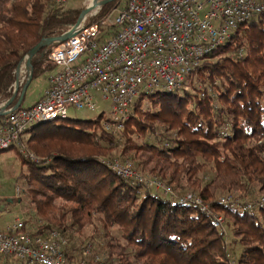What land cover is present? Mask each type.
Segmentation results:
<instances>
[{
  "label": "trees",
  "instance_id": "obj_1",
  "mask_svg": "<svg viewBox=\"0 0 264 264\" xmlns=\"http://www.w3.org/2000/svg\"><path fill=\"white\" fill-rule=\"evenodd\" d=\"M115 5H105L89 24ZM81 11L50 0H0V105L11 99L15 71L28 53L43 39L60 37ZM50 48L31 58V82L52 69L45 66ZM196 76V84L188 77L180 89L146 97V110L136 101L117 136L102 129V115L39 133L30 134L46 124L29 129L21 143L39 163L15 152L27 170L20 177L37 224L32 235L58 231L69 262V237L91 227L109 239L105 261L91 264H264V17L237 27ZM114 160L130 161L178 196L195 194L213 215L118 177L104 164ZM221 195H250L254 203L224 205ZM214 216L224 223L217 226Z\"/></svg>",
  "mask_w": 264,
  "mask_h": 264
},
{
  "label": "built area",
  "instance_id": "obj_2",
  "mask_svg": "<svg viewBox=\"0 0 264 264\" xmlns=\"http://www.w3.org/2000/svg\"><path fill=\"white\" fill-rule=\"evenodd\" d=\"M67 1L50 3L59 7ZM104 1L117 5L89 24L107 5ZM121 1L90 0L86 8L91 12L66 27L61 36H71L53 44L47 55L45 66L56 73L47 77L48 86L40 100L28 108L6 109L0 116V153L18 148L26 160L39 163L21 143L29 129L68 120L71 109L99 110L103 117V104L109 112L102 129L112 136L119 135L132 117L136 101L141 99L144 105L146 97L155 92L180 89L188 77L196 84L200 65L230 40L237 27L264 17V0ZM104 164L118 177L213 215L195 194L178 196L161 181L133 169L129 162ZM219 201L235 205L227 197ZM214 218L217 226L224 223L222 217ZM24 228V222L15 219L0 232V256L24 264H88L93 256L92 246L87 245L83 259L67 263L63 254L67 241L58 231L31 235L22 232ZM97 261L99 258H94Z\"/></svg>",
  "mask_w": 264,
  "mask_h": 264
},
{
  "label": "rangeland",
  "instance_id": "obj_3",
  "mask_svg": "<svg viewBox=\"0 0 264 264\" xmlns=\"http://www.w3.org/2000/svg\"><path fill=\"white\" fill-rule=\"evenodd\" d=\"M121 2L124 3V0ZM90 0H68L67 3L65 4V9L66 10H73V9H80V10H85L87 9L86 7L89 6ZM56 73V70H50L48 71L42 79H40V82L35 83L36 86L34 88V84L32 86L33 91H31V96L26 98L25 102L23 103V108L26 107L29 103L33 101L37 97V95L43 91L44 89V81L47 77L53 75ZM146 102L144 105L140 102V108L143 110H146L149 107L148 100L145 99ZM101 106V105H100ZM104 109V114L103 117L100 119V124L107 119V113L109 112L108 106L106 104H103L100 107V110ZM100 115V111L97 110L96 112H88V111H76L71 109L68 114V119L72 121H87V120H96ZM53 125H59V122H53L50 124L43 125L33 131L31 133H39L42 131H47L49 129L53 128ZM29 135V132H28ZM14 148L12 150H8L5 152L0 153V201H3L5 204H7V201L10 199H13V197L16 194L17 188L19 189V196L20 200H22V203H17V202H12L8 205L7 209V214L5 217L2 218V222H12L13 220L17 218H21L23 215L29 214L31 217L29 220L36 222L34 220L33 212L31 210V207L29 206L28 199L27 197L25 198L23 194V190L25 188L24 180L20 177L22 173L27 174L26 167L21 163V161L18 160L16 156V152ZM118 162L123 163V161L120 160H115ZM131 164L130 161H127ZM133 167V166H132ZM134 169V168H133ZM136 170V169H135ZM230 198L232 202L237 205V204H243L244 202H248L250 206L253 205L254 203V197L248 195L246 198L241 200V198L238 197V195H221L219 199L221 198ZM25 212V214H24ZM225 228V226H224ZM97 234H93V229L87 228L82 236L79 235H73L69 237L70 242L68 243V254L70 255L71 261H67V263H75L81 259V251H85V248H87V245L92 246L93 250V256L88 258L89 264L94 263V258L98 257L100 262L105 261V245L109 242L108 238H105L103 235V231H101L99 228L97 230ZM112 236L116 239L119 237V233L116 230H111ZM228 233V232H227ZM95 238L96 242L92 243V239ZM231 236L229 232V236L227 235V240L229 241L228 243L231 244ZM98 244V245H97ZM104 248V249H103ZM104 250V251H103ZM235 247L231 246L230 247V254L232 260L236 259V254H235ZM11 259V258H10ZM12 264H17L14 263V260L11 259Z\"/></svg>",
  "mask_w": 264,
  "mask_h": 264
},
{
  "label": "water",
  "instance_id": "obj_4",
  "mask_svg": "<svg viewBox=\"0 0 264 264\" xmlns=\"http://www.w3.org/2000/svg\"><path fill=\"white\" fill-rule=\"evenodd\" d=\"M110 2L111 1H104L102 3L103 4H108ZM90 12H91V8H87L85 10H82L78 19L84 18ZM70 36H71V34H67L66 36H60V37H56V38L43 39L36 47H34L28 53V55L25 57L23 62L18 66V68L15 71L16 81H15V84H14L13 95H12L11 99L8 102H6L4 104V106L1 108L0 116L4 115L3 111H5L6 109H10L11 111H15V110L20 108V106L22 104V101H23V98H24V95H25V93H26V91H27V89H28V87H29V85L31 83V80H32L31 58L33 56H35L37 54V52L39 50H41L42 48L52 46L55 43L64 42ZM21 68L25 69V71L28 73L27 74V79H26V81H25V83H24V85L22 87V90H21V92L19 94V97H18V100H17L16 104L13 107H11V104H12V102H13L16 94H17V91H18L19 87H20L19 73H20Z\"/></svg>",
  "mask_w": 264,
  "mask_h": 264
},
{
  "label": "crops",
  "instance_id": "obj_5",
  "mask_svg": "<svg viewBox=\"0 0 264 264\" xmlns=\"http://www.w3.org/2000/svg\"><path fill=\"white\" fill-rule=\"evenodd\" d=\"M26 77H27V74H26L25 69H22V68H21L20 73H19V83H20V85L24 82V79H26ZM43 77H44V76H43ZM40 79H42V77H41ZM40 79H38V80L33 81V82L30 83V85H29V87H28V89H27V91H26V93H25V95H24V98H23V101H22V104H21L20 107L23 108V103L25 102L26 98L28 97V94H29L31 91H33V88H32L33 84H34V88H35V86H36L35 83L40 82ZM25 81H26V80H25ZM47 86H48V84H47V78H46L45 81H44V89H43V91L40 92V93L37 95V97H36L35 99H33V101H32L31 103H29L28 105H26L25 108H28V107L32 106L34 103H36L37 101H39L40 98L42 97L44 91L47 89ZM29 96H31V93L29 94ZM17 189H18V188H17ZM18 190H19V189H18ZM19 198H20L19 193L17 194V190H16V194H15V196L13 197V199L8 200V201H7V204H5L3 201H0V232H1V231H4V230L6 229V227L11 223V222L6 223V222H2V221H1L2 218L5 217L6 214H7L8 205H9L10 203H12L14 200L19 199ZM18 203L23 204V203H22V200L19 201ZM24 214H25V212H24ZM30 217H31V215L26 214V215H23L21 218H17V219H20V220H22V221L24 222V224H25V229H26V233L32 235V234H34V233L36 232L37 224H36V222H33V221L29 220ZM69 257H70V255H69ZM65 259L68 261V258H65ZM4 261H5V260L2 259V261L0 262V264H6ZM7 264H12L10 258L7 260Z\"/></svg>",
  "mask_w": 264,
  "mask_h": 264
}]
</instances>
